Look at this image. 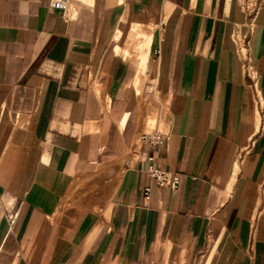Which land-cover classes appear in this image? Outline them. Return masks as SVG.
<instances>
[{
    "label": "crops",
    "instance_id": "0c3cea01",
    "mask_svg": "<svg viewBox=\"0 0 264 264\" xmlns=\"http://www.w3.org/2000/svg\"><path fill=\"white\" fill-rule=\"evenodd\" d=\"M49 2L0 0V264H264V0Z\"/></svg>",
    "mask_w": 264,
    "mask_h": 264
},
{
    "label": "built area",
    "instance_id": "2783aa9c",
    "mask_svg": "<svg viewBox=\"0 0 264 264\" xmlns=\"http://www.w3.org/2000/svg\"><path fill=\"white\" fill-rule=\"evenodd\" d=\"M68 0H50L49 6L53 10L66 11L68 8ZM243 6L247 11V22L251 24L257 10V3L253 0H244ZM245 74L249 78V86L252 88L254 95L258 96L257 90V74L250 69V67H245ZM141 139L145 140L150 146H160L165 141V136L158 131L148 132L142 134ZM149 162L147 168L148 176L155 182L159 187H167L170 190H174L179 182V175L177 173H171L159 168L155 160L154 152H150L147 156ZM149 194V187L145 188L144 195L147 198Z\"/></svg>",
    "mask_w": 264,
    "mask_h": 264
}]
</instances>
